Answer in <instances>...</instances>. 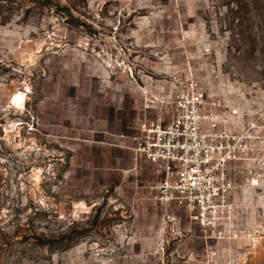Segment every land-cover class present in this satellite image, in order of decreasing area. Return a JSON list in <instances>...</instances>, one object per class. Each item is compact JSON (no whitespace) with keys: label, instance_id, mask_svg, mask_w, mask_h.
I'll return each mask as SVG.
<instances>
[{"label":"rangeland","instance_id":"1","mask_svg":"<svg viewBox=\"0 0 264 264\" xmlns=\"http://www.w3.org/2000/svg\"><path fill=\"white\" fill-rule=\"evenodd\" d=\"M188 78L264 108V0H0V264H264V186L210 238L130 147Z\"/></svg>","mask_w":264,"mask_h":264},{"label":"built area","instance_id":"2","mask_svg":"<svg viewBox=\"0 0 264 264\" xmlns=\"http://www.w3.org/2000/svg\"><path fill=\"white\" fill-rule=\"evenodd\" d=\"M151 107L130 147L160 168L158 200L186 211L208 237L227 236L238 189L264 186V108L214 96L197 78L176 89L170 110L149 116Z\"/></svg>","mask_w":264,"mask_h":264},{"label":"trees","instance_id":"3","mask_svg":"<svg viewBox=\"0 0 264 264\" xmlns=\"http://www.w3.org/2000/svg\"><path fill=\"white\" fill-rule=\"evenodd\" d=\"M60 236H62V235H59L57 237L44 238V237H41L38 235V236H36V239L38 242L43 243V244H49V246H51V247H53V246L54 247H62L60 244L62 243L63 240H61Z\"/></svg>","mask_w":264,"mask_h":264}]
</instances>
